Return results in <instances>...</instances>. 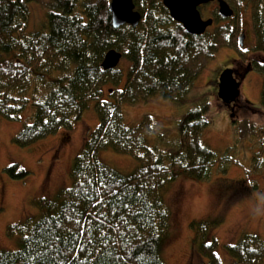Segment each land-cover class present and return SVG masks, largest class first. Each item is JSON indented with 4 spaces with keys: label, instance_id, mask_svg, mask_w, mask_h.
Returning <instances> with one entry per match:
<instances>
[{
    "label": "trees",
    "instance_id": "16d2710c",
    "mask_svg": "<svg viewBox=\"0 0 264 264\" xmlns=\"http://www.w3.org/2000/svg\"><path fill=\"white\" fill-rule=\"evenodd\" d=\"M111 1L0 0V119L24 124L16 145L29 147L70 132L92 109L99 119L75 158L70 186L56 199L40 200L36 216L9 227L18 248L0 251V264H165L172 213L164 192L180 179L209 181L231 163L203 144L207 110L191 111L165 129L151 116L129 126L123 108L156 97L184 104L220 50L239 51L240 28L213 27L190 36L162 0H135L141 25L114 29ZM225 1L237 13L252 6L255 52L264 56V0ZM34 3L47 16L41 29L30 32ZM112 50L123 54L128 69L103 70ZM261 102L264 106V86ZM241 104L239 112L255 111L248 101ZM253 137L256 132L247 135ZM107 150L133 158V173L101 163L99 154ZM262 154L256 171L264 167ZM6 171L13 179L28 176L17 165ZM219 226V221L191 224L194 249L207 264H222L214 233ZM227 250L234 264H264L260 236H244Z\"/></svg>",
    "mask_w": 264,
    "mask_h": 264
},
{
    "label": "rangeland",
    "instance_id": "374dc122",
    "mask_svg": "<svg viewBox=\"0 0 264 264\" xmlns=\"http://www.w3.org/2000/svg\"><path fill=\"white\" fill-rule=\"evenodd\" d=\"M29 8L28 31H37L46 22L47 13L36 3ZM251 13L250 6L245 5L235 19L218 22V4L201 10L204 20L215 21L213 29L239 27L240 35L245 34L242 54L257 58L259 64H264V56L255 52ZM236 54L228 48L220 50L196 80L182 105L156 97L146 103L123 108L129 126L135 127L145 116H151L160 128L165 129L175 128L180 117L191 111L207 110L209 126L203 144L219 157L231 158L226 173L220 171L211 180L200 183L180 179L164 192L172 213L171 236L163 243L165 264H207L194 249L193 222L219 221L220 226L214 233L220 244L218 255L222 264H234L227 248L244 236L257 235L264 240V167L258 171L254 169L257 154L264 150V114L241 111L232 122L230 110L217 98L219 76L232 61H237ZM120 66L128 69L129 64L123 60ZM262 83L258 73L249 75L242 85L241 106L242 102L248 101L254 108L261 109ZM98 124L99 119L92 109L72 131H60L29 147H19L15 137L24 124L0 119V251L18 248L16 238L9 236V227L36 216L40 200L56 199L70 186L75 158L82 151L89 132ZM255 132L256 137L247 138L248 134ZM260 159L264 162V154ZM99 160L124 175L132 174L136 168L133 158L111 150L101 152ZM12 165L26 171L28 176L13 179L6 171Z\"/></svg>",
    "mask_w": 264,
    "mask_h": 264
},
{
    "label": "water",
    "instance_id": "95a60500",
    "mask_svg": "<svg viewBox=\"0 0 264 264\" xmlns=\"http://www.w3.org/2000/svg\"><path fill=\"white\" fill-rule=\"evenodd\" d=\"M217 2L220 16L227 20L234 17L235 12L225 0H162L164 8L170 14L172 20L183 26L190 36H203L214 24L213 19L204 20L201 8ZM109 12L111 14L114 29L126 26L138 28L142 22L143 15L137 10L135 0H112ZM245 36L240 39L241 47L244 46ZM123 54L112 50L102 63L105 71L117 69L121 64ZM218 98L224 105L231 106L239 102L241 98V83L235 78L231 69L225 70L219 78ZM231 115V119L234 118Z\"/></svg>",
    "mask_w": 264,
    "mask_h": 264
},
{
    "label": "flooded vegetation",
    "instance_id": "af4514ba",
    "mask_svg": "<svg viewBox=\"0 0 264 264\" xmlns=\"http://www.w3.org/2000/svg\"><path fill=\"white\" fill-rule=\"evenodd\" d=\"M250 8L252 9V13H251V18H252L253 8H252V6H250ZM236 17H237V13L235 14V17L232 18V19H235ZM252 23H253V20H252ZM253 29H254V26H253ZM242 34H244V33H242ZM242 48H244V46L241 47V44H240L239 45V51L238 50L235 51L237 53L236 54L237 55L236 56L237 61H232V64H230L226 69H233L234 73H235V78L242 85H243V82L249 77L250 74L256 72V73H258L261 76V81L263 82L262 84L264 86V71H263L264 70V64H259L257 58H251V57L247 56L248 54H244V53L242 54V52H241V51H243V50H241ZM258 54H260V53H258ZM245 57L247 58L246 61L244 60ZM253 59H255V60H253ZM260 105H261L260 106L261 109L258 110L256 108H254V110H255L253 112L254 114H257V113L264 114V111H263L264 110V106H262V102H261ZM227 107L230 110V115L234 114L235 115V119H237L238 118V114L240 113L239 112V110H240V102H238L237 104L232 105L230 107L229 106H227Z\"/></svg>",
    "mask_w": 264,
    "mask_h": 264
}]
</instances>
